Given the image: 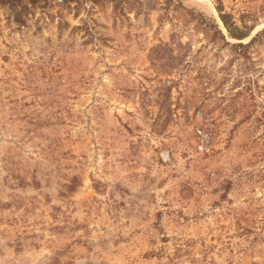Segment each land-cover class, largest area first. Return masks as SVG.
I'll use <instances>...</instances> for the list:
<instances>
[{
    "label": "rangeland",
    "instance_id": "rangeland-1",
    "mask_svg": "<svg viewBox=\"0 0 264 264\" xmlns=\"http://www.w3.org/2000/svg\"><path fill=\"white\" fill-rule=\"evenodd\" d=\"M0 264H264V0L0 2Z\"/></svg>",
    "mask_w": 264,
    "mask_h": 264
},
{
    "label": "trees",
    "instance_id": "trees-1",
    "mask_svg": "<svg viewBox=\"0 0 264 264\" xmlns=\"http://www.w3.org/2000/svg\"><path fill=\"white\" fill-rule=\"evenodd\" d=\"M1 3H6V2H15V0H0ZM221 18L224 22V25L226 26V28L228 29L230 35H232L233 37H236V38H245L246 36L249 35V33H243V32H236V31H240L239 28H237L236 25L234 24H230V22L227 20L226 16L224 14H221ZM215 26V25H214ZM216 27V32L218 34H220L223 38L225 37V35L223 34V32L217 27V25L215 26ZM256 40V37H254L250 43L248 44H243V43H240L238 44L239 46H242V47H248L249 44H251L252 42H254Z\"/></svg>",
    "mask_w": 264,
    "mask_h": 264
}]
</instances>
